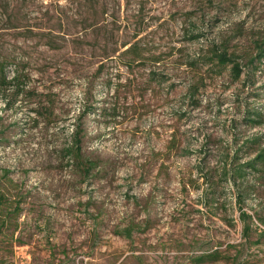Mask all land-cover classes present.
<instances>
[{
	"label": "rangeland",
	"instance_id": "1",
	"mask_svg": "<svg viewBox=\"0 0 264 264\" xmlns=\"http://www.w3.org/2000/svg\"><path fill=\"white\" fill-rule=\"evenodd\" d=\"M4 57L53 95L0 92L10 264H198L264 214V0H0ZM77 128L86 176L62 159Z\"/></svg>",
	"mask_w": 264,
	"mask_h": 264
},
{
	"label": "trees",
	"instance_id": "2",
	"mask_svg": "<svg viewBox=\"0 0 264 264\" xmlns=\"http://www.w3.org/2000/svg\"><path fill=\"white\" fill-rule=\"evenodd\" d=\"M193 38L200 36L194 34ZM216 57L222 64L234 63L233 70L235 77H240L242 68L240 64L235 63L228 55L227 51L216 52ZM8 58L4 57L0 60V92L4 95V101L8 108H13L14 102L10 103L13 98L19 96H53L50 92H39L36 88L30 85L31 74L26 67L18 63L10 75L8 70ZM54 102L48 100L47 103H38L34 112L40 117L50 118L54 115ZM75 140L65 148V154L62 159H66L69 163H75L81 170V175H88L94 168L100 166L98 160H94L86 156L83 151L84 132L81 128L74 131ZM260 154L259 159L264 162V149ZM101 171V169L99 170ZM242 199V196H241ZM20 211V203H16L8 194L0 192V234L8 238L5 245L0 244V251L15 252V245L12 241L15 232L18 229V214ZM240 220L243 224L242 240L238 243L229 244V247L221 251H213L208 254H203L197 259L198 264H203L207 261L218 262L223 261L224 264H261L264 263V254L252 253L249 255L246 252L247 246L251 248L253 245H264V214L258 210L250 213L244 207L240 208ZM13 213V214H12ZM131 235V232H128ZM264 252V248H259ZM12 259L9 255L0 252V264H10Z\"/></svg>",
	"mask_w": 264,
	"mask_h": 264
}]
</instances>
